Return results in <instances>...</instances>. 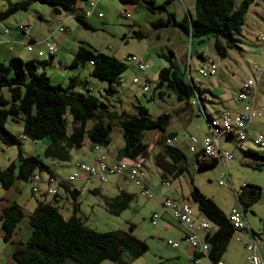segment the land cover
Instances as JSON below:
<instances>
[{"label":"rangeland","instance_id":"obj_1","mask_svg":"<svg viewBox=\"0 0 264 264\" xmlns=\"http://www.w3.org/2000/svg\"><path fill=\"white\" fill-rule=\"evenodd\" d=\"M22 1L0 0V13L10 8L11 4ZM92 1L97 0H86L69 10H62L63 18L66 19L62 23L59 22L62 15L56 14L53 7L33 2L27 11H19L11 15L8 18L9 23L1 22L0 32L4 29L5 31L7 29L12 31L16 28L20 33L18 26L21 25L24 18L29 17L31 33H33L34 29L35 34L42 39V41L34 44L35 48H40L39 51L42 50L46 53L43 58H39L42 61L49 59L47 44L59 43L57 40L61 35H65L67 42L71 43V47L65 50L67 60L73 58L81 46L122 60L126 64L127 69L119 77V93L112 98L115 100L113 107L118 109L119 112L127 111L133 113L135 105H142L149 110L150 116L154 120L158 119L162 114L171 113L170 130L177 133V137L181 140L186 136L192 135L197 137L200 142L204 141L209 135V127L203 109L197 102L191 101V112L188 110L185 114H177L176 110L182 105V102L175 94L166 86L155 90L159 82V71L169 66L168 60L179 67L188 83L193 80L199 88H209V91L213 93L217 100H222L231 106H228V108H232L234 105L241 84L252 77L254 73L253 65L261 64L264 61V54H262L263 44L261 42L258 43L256 38L257 35L264 31V16H261V8L259 6H251L250 12L246 17L244 34L240 37L241 51L230 50L226 58H221L215 49L213 38H207L200 43L198 39L186 36L178 27L156 28L154 26L156 22L167 20V12L151 13L141 4L124 6L119 0H100L101 2L96 5L94 13L90 17H85L84 14L85 12L86 14L88 13V6ZM154 1L156 5L166 1L168 12L174 14L178 22L189 18L190 15L193 16L195 13L196 0ZM125 8L131 13L130 18L122 16ZM79 16L87 21L94 30L86 29L77 21L76 17ZM61 25L67 30L66 32H61ZM136 33L142 34L143 38L138 37ZM63 53V44L59 43V49L54 58L59 60L57 58L63 56ZM130 55H136L145 61L149 66L148 70L140 72L133 64L127 61V57ZM201 55L203 56L202 58L200 57ZM61 60L63 59L61 58ZM209 62H213L218 67V72L216 76L204 78L199 74V69L201 68L199 63L205 67ZM46 71L53 85L63 82L62 86H67L70 78L77 77L82 81H88L89 90L87 89L88 87L78 85L74 89V94L103 101L106 98L105 89L108 87V83L105 80L91 76L93 68L90 67V63L73 70L67 69L65 73L63 71L60 72L59 64L55 63L53 68L47 67ZM135 78H139L141 83L138 85L134 84ZM146 80H149L148 85L151 88L150 92L147 93L143 91V82ZM161 91L165 93L162 97H160L159 93ZM259 97L260 99L264 98V89L260 90ZM223 106L221 104L215 107L206 105V108L210 114L211 111H215L218 108L223 110ZM188 112H190L189 116ZM186 115L188 117L185 118ZM258 125L259 122L256 121L255 126ZM22 127V125L14 123L11 119L6 123V128L12 134L20 135L23 156L39 157L56 170L57 176L60 178L67 176L68 171L71 170L67 162H57L45 157V151L50 145V140L44 139L33 142L24 138L21 135ZM160 138L159 132L147 133L148 152L150 150V154L146 158V163L142 169L144 183L145 185L146 183L149 184L150 188L147 187V189L153 191L155 198L158 196L159 200H165L169 197L180 202L186 201L191 203L196 211H199V206L188 199L190 198V192L194 187H197L228 215L233 206L237 204V197H240L239 194L242 193V189L246 185L255 186L258 189L259 197L247 211L248 226L252 227L257 234L264 231V169H253L250 164H253L254 161L244 155L245 151H247V146H251L253 151L260 154H264V147L255 146L252 142L240 144L236 140L223 136L221 139L222 149L234 155V160L230 161L227 166L219 162L214 167L199 169L197 156L185 152L187 162L184 166L187 168L186 171L178 179H173L172 177L164 179L155 158L162 149L159 144ZM111 141L108 150L111 153L124 147L121 128L115 126ZM90 145L89 140L86 139L84 152L88 151ZM103 149L106 150V148ZM18 156V147H8L0 141V169H5L12 163L18 164ZM124 159L131 160L128 158ZM98 181V179H87V182L78 180L73 184V186L81 189V195L77 200L80 206V218L87 227L99 232L127 231L131 232L137 239L147 243L149 250L138 259H130L129 253L125 252L122 255V261L125 264H194L179 257L176 249L177 244L179 242L184 243V240L180 239L181 227L175 220L168 219L167 215L164 214L165 210L160 201L148 199L137 191L139 188L136 185L124 181L118 175H113L108 183ZM123 181L127 183L124 184ZM119 182L122 184L121 189L117 187ZM167 182L170 183L169 186L165 185ZM221 182L223 185H220ZM42 184L38 185L39 189ZM15 186L21 189L22 192H14L12 189L7 191L0 184V207H4V204L1 203V199L4 198L3 201L5 203L16 204L25 215L24 219L17 225L14 243H0V258L3 264H7L8 260L12 261L15 248L20 246V243L25 244L31 237L32 228L29 220L38 206L39 192H42L33 193L32 182L17 181ZM92 188H98L100 192L94 194L90 191ZM126 188L135 195V199L128 209L115 215L108 206V202L110 199L120 196L121 190ZM242 199L250 202L249 195L246 197L244 195ZM155 214L159 215L160 219L154 223L153 216ZM131 225H134L132 231ZM248 239L246 232L238 231L225 253L224 262H240L246 257L244 242ZM200 260V264H205L204 258ZM102 264L121 263L104 261Z\"/></svg>","mask_w":264,"mask_h":264},{"label":"trees","instance_id":"obj_2","mask_svg":"<svg viewBox=\"0 0 264 264\" xmlns=\"http://www.w3.org/2000/svg\"><path fill=\"white\" fill-rule=\"evenodd\" d=\"M84 1L86 0H24L11 4L10 8L0 13V23L19 11H27L33 2L51 6L56 14H60L62 10H69ZM119 1L124 6L141 4L151 13L167 12V20L156 22L154 24L156 28L178 27L186 36L198 39L200 43L207 38H213L215 49L221 58H226L230 50L241 51L240 37L244 34L248 12L251 6L264 4V0H196L194 15L178 22L174 14L168 12L166 1L160 5H156L154 0ZM96 5L95 1L89 4L88 13L91 14L88 16L85 12V17H90L94 13ZM122 16L130 18L131 13L124 9ZM76 20L86 29L94 30L80 16L76 17ZM263 34L264 31L257 36V41L263 44L264 52ZM136 35L143 38L140 33ZM131 56L127 57V61L138 69L129 60ZM54 57H49L46 62H25L14 58L7 64H0V141L8 147L16 146L19 149V163H12L9 167L0 169V184L3 189L7 191L12 189L17 181L32 182L34 175L39 173L61 179L54 174L52 167L39 157L23 156L20 135L16 136L6 128L9 119L23 126L21 134L23 137L33 142L50 140L45 157L57 162H70L71 151L82 149L86 139L94 148L109 147L115 126L121 128L124 138V147L119 151L117 158L145 159L149 155L147 133L159 132L161 137L159 144L162 149L155 158L163 178L178 179L186 171L185 151L166 144L168 138L177 136V133L168 131L172 120L171 113L162 114L154 120L149 110L142 105H135L133 113L119 112L113 107L115 100L112 98L119 93V77L127 69L122 60L84 46L79 47L75 53L70 65L71 70L90 63L93 68L92 76L107 81L106 98L103 101L74 94V89L78 85L88 87L87 82L77 77L70 78L67 86L53 85L45 70L51 66ZM168 61L169 66L159 71V82L155 90L166 86L183 102L184 107L177 109V114H185L192 100L202 107L207 125L211 117H221L224 112L230 111L217 109L209 114L206 105L215 107L219 104L212 92L199 88L193 80L188 83L179 67ZM135 80L137 82L134 84L141 83L139 78ZM148 82L149 80L143 82L145 93L151 90ZM146 86L147 91H145ZM159 93L160 97L165 94L163 91ZM238 94L236 98L240 101ZM244 155L254 161L250 164L253 169H264V154L247 150ZM195 156L199 169L214 167L219 163L217 160L205 161L199 155ZM69 185L62 183L60 188L68 189ZM249 189L255 193L253 200H257L259 192L255 186L250 185L242 189V195L239 194L241 200H244L242 198ZM91 192L97 194V191ZM79 195V191L76 195L73 193L74 201L77 202ZM134 199L133 193L121 191L120 196L109 200L108 206L113 214L118 215L128 209ZM190 200L199 206V211L205 218L216 225V231L206 238L210 245L207 256L214 263L221 261L230 241L238 231L217 204L197 187L193 188ZM244 204L246 210L252 205L250 202ZM79 212L80 206L77 203L73 215L66 219L52 201L39 202L29 220L32 228L31 237L25 244L20 243V246L15 248L12 261L8 260L7 264H102L104 261L125 264L122 261L125 252L129 253L130 259H138L149 250L147 243L134 237L131 232L122 230L99 232L87 227L78 216ZM24 217L23 211L14 203L0 207L2 242L14 243L17 225ZM133 229L134 225H131V231ZM253 234L257 236L254 231ZM261 236L264 237V231ZM201 256L203 255L195 254L194 258ZM0 264H3L1 259Z\"/></svg>","mask_w":264,"mask_h":264},{"label":"built area","instance_id":"obj_3","mask_svg":"<svg viewBox=\"0 0 264 264\" xmlns=\"http://www.w3.org/2000/svg\"><path fill=\"white\" fill-rule=\"evenodd\" d=\"M90 14L91 12L87 15L89 16ZM59 22L62 23V20ZM18 30L25 36L31 34V27L28 25H19ZM60 30L61 32H66V29L62 27V25L60 26ZM5 33L9 34V30H6ZM262 37L264 39V34ZM34 49L33 43L27 45L28 52H33ZM58 49L59 43H48V56H56ZM45 55L46 53L44 51H38L39 58ZM129 60L142 72H146L149 68L148 64L136 55L129 57ZM199 65L201 67L199 69V74L202 77L209 78L217 74L218 67L213 62H209L205 67L202 66L201 63ZM254 70L256 71V75L244 83L241 92L238 94L239 100L244 103V106L238 113L228 111L224 112L221 117H211L208 123L209 135L204 141L200 142L197 137L192 135L184 137L183 140L175 136L168 138L166 144L171 147H178L185 152L199 155V157L205 161L217 160L225 166L230 161H233L234 155L223 150L221 147L222 137L227 136L229 139L234 138L238 143H244L249 139V127L252 121L259 118L264 119V105H259L257 101V96L259 94L258 88H264V65L255 64ZM134 82H137V80ZM147 90L148 87L146 86L145 91ZM252 143L255 146L264 147V128L254 135ZM95 150L99 151L100 147L96 146ZM143 167V158H137L135 160L122 159L114 164H108L106 158L102 156L95 165L82 162L77 163L75 169L64 180L47 175L46 182H43L40 174H36L32 178V191L33 193L39 192L38 185L45 183L48 186V190L45 192V198L54 199L59 194L62 183L71 185L84 177L98 179L100 182L106 183L110 176L118 175L123 177L125 181L136 185L141 190V193L148 199H153L155 198L154 193L150 191V189H147L144 183ZM165 185L169 186L170 183L167 182ZM220 185H223V183L221 182ZM162 206L175 221L186 227L187 235L185 240L189 243L194 253L207 256L210 252V245L206 238L216 231V225L205 218L200 211H196L189 202H180L166 198L162 202ZM159 219V215L155 214L153 216L154 223ZM229 219L237 231H250L251 239L245 244V248L248 252L245 264H264L259 237H256L248 226L244 205L239 196L237 197V204L233 206L230 211ZM1 241L2 239L0 237V242ZM210 264L224 263L221 260L216 263L211 261Z\"/></svg>","mask_w":264,"mask_h":264},{"label":"crops","instance_id":"obj_4","mask_svg":"<svg viewBox=\"0 0 264 264\" xmlns=\"http://www.w3.org/2000/svg\"><path fill=\"white\" fill-rule=\"evenodd\" d=\"M24 1V0H23ZM94 2V1H93ZM97 4H98V2L100 3L101 1L100 0H97V1H95ZM261 3H259V4H257V6H259L260 8H261V12H260V14H261V16H264V4H261ZM251 9V8H250ZM125 10L127 11V12H129L128 10H127V8H125ZM188 10H189V7H188ZM194 11H195V6H194ZM249 12H250V10H249ZM248 12V13H249ZM130 13V12H129ZM63 13H60V14H58V15H62ZM30 18L29 17H27V18H24L23 20H22V22H21V25H30L29 23H31V21L29 20ZM61 20H62V22L63 21H65L66 19H64L63 18V15H62V17L60 18ZM9 19H7L6 21H4V22H6V23H9V21H8ZM7 30H9V29H7ZM32 30V29H31ZM32 32V31H31ZM261 34V33H260ZM258 36V35H257ZM257 38V37H256ZM40 41H42V39H41V37H38L36 34H35V32H34V29H33V33H31L29 36H25V35H23L22 33H19L17 30H16V28L14 29V30H12V31H9V34H6L5 33V29L4 30H1V32H0V64L1 63H3V64H6L8 61H10V60H12V59H14V58H19V59H21V60H23V61H25V62H27V61H33V62H41L42 60H40L39 59V57H38V51H39V49L40 48H35L34 50H33V52H28L27 51V45L28 44H30V43H33V44H35V43H37V42H40ZM59 43H62L63 44V50H64V53H63V56H60L59 58H57V59H59V60H56L55 58H53L52 59V64H51V66H50V68H53V65L55 64V63H57V64H59V69H60V72L61 71H63L64 73H65V71H67V69H69V70H71L70 69V65H71V63H72V61H73V59H74V56H73V58H70V59H68L67 60V57H66V55H65V53H66V49L67 48H69V47H71V43L69 42H67V37L65 36V35H61L59 38H58V40H57ZM41 48H42V46H41ZM72 50V49H71ZM70 50V51H71ZM69 51V52H70ZM75 53V52H74ZM262 54H264V52H262ZM75 55V54H74ZM61 58L64 60V63H63V60H61ZM46 62V61H45ZM264 65V61L261 63V64H259V65ZM255 65V64H254ZM254 65H253V75H252V77H254V75H256V71L254 70ZM90 67L92 68V66L90 65ZM92 70V69H91ZM45 72L47 73V71L45 70ZM92 72V71H91ZM67 73V72H66ZM48 74V73H47ZM80 75V74H79ZM91 76H92V73H91ZM92 77H94V76H92ZM63 79H65V78H63ZM250 79V78H249ZM85 82H87L88 83V81L87 80H85ZM63 83V82H62ZM62 83H60V85H62ZM243 84V83H242ZM242 84H241V86H242ZM87 86H89L88 84H87ZM241 86H240V88H241ZM89 88V87H88ZM202 88H205V87H202ZM206 89V88H205ZM261 89H264L263 87H260V88H258V90H259V92H260V90ZM207 90H209V88L207 89ZM213 94V93H212ZM216 98V97H215ZM259 99H260V97H259V94H258V96H257V101H258V104L260 105H264V98L262 97L261 99H260V101H259ZM216 101H218L219 102V104L218 105H224L223 107V110H230L232 113H238L241 109H242V107H243V103H241L240 101H238L237 100V98L235 99V102H234V105L232 106V108H228V106H230L229 104H226V102H223L222 100L220 101V100H217V98H216ZM181 107H184L183 106V102H182V105L179 107V108H181ZM231 107V106H230ZM178 108V109H179ZM218 110L219 111H222L221 110V108L219 109L218 108ZM189 111L191 112V108L189 109ZM189 114L190 113H188V116H189ZM187 115L185 116V118L186 117H188ZM256 121H258L259 122V125L258 126H255V122ZM263 124V125H262ZM262 128H264V119H262V118H259V119H255L254 121H252V123H251V125H250V127H249V139H248V141H246L247 143L246 144H248V142H252V139H253V137H254V135L256 134V133H258ZM168 131H172V130H170V127H169V129H168ZM172 133V132H171ZM241 144V143H240ZM123 148V147H122ZM121 148V149H122ZM84 149H85V145H84V147L82 148V149H80V150H72L71 151V160H70V162H67V164H69V166L71 167V170H69L68 171V175L67 176H64V177H61V179H66L68 176H69V174L74 170V167H76V165H77V163H80L81 161H82V163H87V164H89V165H95L96 163H97V161L102 157V156H104L105 158H106V161H107V163L108 164H114L115 162H117L119 159L117 158V155H118V153H119V151L121 150V149H118L116 152H110V151H108L109 150V147L108 148H106V150H104L103 149V147H101L100 148V150L99 151H97V150H95V148L92 146V145H90V147H89V149H88V151H86V152H84ZM253 148L251 147V146H247V150H252ZM77 151V152H76ZM83 152V153H82ZM246 152V151H245ZM149 154H150V150H149ZM144 160V164L146 163V158L145 159H143ZM229 164V163H228ZM227 164V165H228ZM226 165V166H227ZM53 169V171H54V174H56V170L54 169V168H52ZM40 177H41V180L43 181V182H46V180H47V175H41L40 174ZM59 177V176H58ZM113 176H110L109 178H108V181L106 182V183H108L109 182V179L110 178H112ZM123 178V177H122ZM87 179H89V178H80L79 180H82L83 182H87ZM124 179V178H123ZM78 181V180H77ZM124 181H125V179H124ZM123 181V182H124ZM99 182V181H98ZM75 183V182H74ZM74 183H72L71 185H69V188L68 189H66V188H62V189H60V192H59V194H58V196L54 199V200H51V199H46L45 198V192L48 190L47 188H48V186H47V184H45V183H43L42 185H41V187H40V189H39V191H42V192H39L40 193V197L37 199V203H39V202H43V201H45V202H49V201H52L53 203H54V205L55 206H57L59 209H60V211L62 212V214L64 215V217L66 218V219H69L72 215H73V212H74V210H75V208H76V204H77V202L76 201H74V197H73V193L76 195V193H77V191H79L80 192V195H81V189H79L78 187H75V186H73V184ZM127 183V182H126ZM125 182H124V184H126ZM146 185H147V187H149V184L148 183H146ZM122 186V184H120V182H119V184L117 185V187L118 188H120ZM98 187H99V185H98ZM136 187V186H135ZM137 188V187H136ZM150 188V187H149ZM121 189V188H120ZM138 189V188H137ZM12 190L14 191V192H19V193H21L22 192V190L21 189H19L18 187H16V186H14L13 188H12ZM151 190V189H150ZM257 190V192H258V189H256ZM90 191H97V193H99L100 192V189H98V188H92ZM121 191H127V192H129V193H132L131 191H129V189H122ZM137 191H139L140 193H141V190L140 189H138ZM152 191V190H151ZM249 191H251L250 189L248 190V191H246L245 193H246V195H245V197L246 196H250V203H254L256 200H253V198L255 197V193L254 192H252L251 194L249 193ZM153 192V191H152ZM192 192V191H191ZM191 192H190V194H191ZM79 195V196H80ZM78 196V197H79ZM190 196V195H189ZM78 197H77V200H78ZM167 198H169V197H167ZM153 199H155V200H158V201H160L161 202V204H162V202L164 201V200H159V197L157 196L156 198H153ZM170 199H172V200H175V201H179V200H177V199H173V198H170ZM188 199H190V198H188ZM4 198L3 199H1V203H3L4 204V206H8L9 204H7V202L5 203L4 201ZM254 201V202H253ZM183 202V201H182ZM242 202H243V205H244V209H245V213H246V220H247V223H249V221H248V219H247V211L248 210H246V207H245V204L244 203H249L248 201H246V200H242ZM80 213V212H79ZM164 214H166L167 215V217H168V219L169 220H172L173 218H172V216L168 213V212H166L165 211V213ZM230 214V213H229ZM229 214L227 215L228 217H229ZM78 216L80 217V214H78ZM168 220V221H169ZM174 220V219H173ZM171 222H173V221H171ZM177 222V221H176ZM179 223V222H178ZM169 225H171L170 223H168ZM179 226L181 227V229H180V233H181V236H180V239L183 241L184 240V243L183 242H179L178 244H177V247H176V249L178 250V253H179V257H181V258H183V259H185V260H187V261H189V262H193L194 264H195V262H198V263H196V264H200L201 263V260L200 259H202V258H204L205 259V264H210L211 263V260H210V258L208 257V256H205V255H203V256H201V257H199V258H194L195 257V253H194V251H193V249L190 247V245H189V243L185 240V238H186V235H187V229H186V227L184 226V225H182V224H180L179 223ZM250 229H251V231H254L253 230V228L252 227H249ZM244 232H246V234L248 235V237H249V239L248 240H245V242H244V245L251 239V234H250V231L249 230H245ZM257 234V233H256ZM236 235V234H235ZM234 235V236H235ZM256 236V235H255ZM257 236H259V243H260V247H261V251H262V255H263V258H264V237L263 236H261V233L260 234H257ZM256 236V237H257ZM233 239V238H232ZM232 241V240H231ZM231 241H230V243H231ZM0 243H2V241L0 242ZM230 245V244H229ZM229 245H228V247H229ZM228 247H227V250H228ZM226 250V251H227ZM245 250H246V248H245ZM226 253V252H225ZM246 253H247V256L246 257H244L240 262H234V263H231V262H229V261H225L224 262V256H225V254L222 256V262L224 263V264H245V262H246V260H247V257H248V252H247V250H246ZM1 259V258H0ZM198 259H199V261H198Z\"/></svg>","mask_w":264,"mask_h":264},{"label":"flooded vegetation","instance_id":"obj_5","mask_svg":"<svg viewBox=\"0 0 264 264\" xmlns=\"http://www.w3.org/2000/svg\"><path fill=\"white\" fill-rule=\"evenodd\" d=\"M249 193L251 194L252 192H251V191H249ZM244 195H246V193H245Z\"/></svg>","mask_w":264,"mask_h":264}]
</instances>
